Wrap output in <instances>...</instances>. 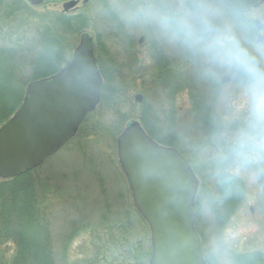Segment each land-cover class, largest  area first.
Here are the masks:
<instances>
[{"label":"rangeland","instance_id":"rangeland-1","mask_svg":"<svg viewBox=\"0 0 264 264\" xmlns=\"http://www.w3.org/2000/svg\"><path fill=\"white\" fill-rule=\"evenodd\" d=\"M70 2L73 4L68 5ZM142 2L48 0L33 5L21 0L27 5L21 11L28 16L32 30L39 20L51 21L62 11L87 15L88 27L72 33L59 28V36L72 57L81 34L88 31L95 40L97 57L111 74L108 97L87 115L72 139L33 169L41 198L39 212L50 222L55 262L136 264V258L143 256L146 249L152 255L151 229L134 204L117 142L131 121L142 123V110L148 104L146 118L161 119L163 134H172L175 144L165 145L178 148L199 179L196 225L208 264H264V192L260 185L263 169H241L216 158V132L211 133L195 112L194 86L200 71L188 57L166 43L153 26L132 20L134 9ZM249 12L251 31L252 25L257 30L253 39L264 44V0ZM26 22L20 24L21 29H14L11 43L18 38L19 30L27 27ZM6 32L4 27L0 37ZM5 42L10 43V39ZM32 44V48L38 47V42ZM160 46L175 68L188 76L187 80L181 79L175 94L156 81L154 48ZM207 94L203 96L209 99L221 124L232 119L234 110L244 108V97L237 95L230 76H223ZM227 175L236 179L235 198L226 197ZM3 238L0 264H14L18 246L13 239Z\"/></svg>","mask_w":264,"mask_h":264},{"label":"water","instance_id":"water-1","mask_svg":"<svg viewBox=\"0 0 264 264\" xmlns=\"http://www.w3.org/2000/svg\"><path fill=\"white\" fill-rule=\"evenodd\" d=\"M102 82L94 38L85 31L72 58L57 72L31 80L20 107L0 126V177L38 167L71 139L98 105ZM117 142L134 204L151 229L149 264H208L196 227L199 179L188 159L155 140L139 120ZM260 184L264 192V169Z\"/></svg>","mask_w":264,"mask_h":264},{"label":"trees","instance_id":"trees-1","mask_svg":"<svg viewBox=\"0 0 264 264\" xmlns=\"http://www.w3.org/2000/svg\"><path fill=\"white\" fill-rule=\"evenodd\" d=\"M259 1L261 0H239L249 9ZM26 6L21 3V0H0V35L3 28L7 27V32L0 38H3L4 42L10 39V43H4L0 39V125L21 105L29 81L57 72L71 58L68 56L64 41L59 36L58 29L65 33H72L80 32L89 26L87 15L62 11L51 21L39 20L32 30L27 21L28 16L21 11ZM24 22L27 27L19 30L18 38L11 43L14 29H18ZM256 31V27L252 25V38ZM33 41L38 42V47L32 48ZM154 49L158 65L156 81L170 94H175L182 81L187 80L188 76L175 68L176 65L164 54L161 46ZM98 63L104 77L101 100L103 101L110 94L111 74L100 56H98ZM197 78L199 82L194 86L197 90L194 96L195 112L201 120L205 121L208 130L215 133L221 121L210 108L207 96H203L212 91L214 84L207 85L200 73ZM148 106L147 104L143 108L141 114L145 129L159 142L175 145L171 140L172 134H168V131L167 134H163L165 127L160 122L161 119L158 121V118H146L144 114ZM173 129L172 125L171 130ZM33 171L29 170L10 178H0V240L6 236L16 242L18 249L14 264H56L50 222L39 212L41 198ZM233 177L226 176L228 179L225 191H228H226L228 199L232 196L235 198L238 192L234 188L233 182L236 179ZM146 250L143 256L136 258V264H148L147 258L151 254L148 249Z\"/></svg>","mask_w":264,"mask_h":264},{"label":"clouds","instance_id":"clouds-1","mask_svg":"<svg viewBox=\"0 0 264 264\" xmlns=\"http://www.w3.org/2000/svg\"><path fill=\"white\" fill-rule=\"evenodd\" d=\"M248 6L239 0H143L132 13L188 57L208 82L227 75L243 110L218 126L216 158L241 169H264V44L252 38Z\"/></svg>","mask_w":264,"mask_h":264},{"label":"flooded vegetation","instance_id":"flooded-vegetation-1","mask_svg":"<svg viewBox=\"0 0 264 264\" xmlns=\"http://www.w3.org/2000/svg\"><path fill=\"white\" fill-rule=\"evenodd\" d=\"M112 69H113V67H112ZM228 173H234V172H232V171H228Z\"/></svg>","mask_w":264,"mask_h":264}]
</instances>
